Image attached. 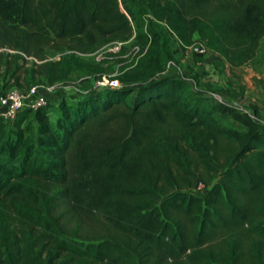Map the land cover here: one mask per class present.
<instances>
[{
  "label": "trees",
  "instance_id": "1",
  "mask_svg": "<svg viewBox=\"0 0 264 264\" xmlns=\"http://www.w3.org/2000/svg\"><path fill=\"white\" fill-rule=\"evenodd\" d=\"M135 6L230 68L264 37V0H0V94L112 62L120 83L0 116V264H264V132L166 73Z\"/></svg>",
  "mask_w": 264,
  "mask_h": 264
},
{
  "label": "rangeland",
  "instance_id": "2",
  "mask_svg": "<svg viewBox=\"0 0 264 264\" xmlns=\"http://www.w3.org/2000/svg\"><path fill=\"white\" fill-rule=\"evenodd\" d=\"M134 11L136 12L138 16V21L142 26L151 24L152 27H154L162 34L164 40L163 51L164 54L166 55V60L171 61V64L166 69V73L176 77L183 78L186 81H188L189 91L196 98L200 97L202 101L213 104L214 102L211 100V98L207 99L204 96V94L206 91H215L216 93L222 95L225 99L243 102L242 99L232 97L230 94H228L229 93L228 90L237 91V88L234 87L237 85L238 82L241 81H243L246 84V86H248L249 80L252 82L251 85L252 87L248 86L249 91L251 90L250 87L252 88V91L256 89L258 91L257 93H260V91L264 90V76L263 77L260 76L262 74H260L261 72L258 69H256L257 67L254 66V60H252L246 66L241 67V70L240 69L232 70L227 66V64H222V63H221L222 65L218 64V61L214 59L215 58L214 53L209 51L203 57L210 59L211 64L206 63L205 61L206 58L205 59L203 58L200 63H196L194 51L192 50V48L189 47L184 52L178 51L176 41L169 35L164 24L152 21L147 15L144 14L143 10L138 9L137 6L134 7ZM103 50H101L97 55H94V58L97 59L102 57ZM54 57L56 58V56ZM257 57H258L257 63H264L263 41H261L260 43L257 52ZM191 60H193V62ZM115 63L116 62H112L113 67L108 70V72L111 75L115 73V69L118 66ZM214 63L215 65H213ZM254 72L255 74L260 76V77L258 76L259 78L257 77L258 81L256 80L254 81ZM246 75H248V77H246ZM87 76L89 77L90 82L87 80L85 82ZM235 77H239V81ZM94 80L95 77H93L91 74L81 73V74H77L76 76L72 75L70 79H68L65 82H57L56 85L71 86V87H75L76 89H80L81 91L82 90L91 91L94 88V84H93ZM78 82H82V84L79 85ZM230 82L233 83V85H231ZM255 85H257V87L260 88H256ZM21 91L24 93L26 92V90H21ZM75 93H79V91ZM82 93L83 92H80V94ZM251 99L252 102H246V103L243 102L244 106H246L247 108L253 111H254V106H256L257 107L256 111L259 112V107L254 103L253 98ZM215 114L224 125L232 126L235 128L241 127V125L235 122L228 115H223L220 113H215Z\"/></svg>",
  "mask_w": 264,
  "mask_h": 264
},
{
  "label": "built area",
  "instance_id": "3",
  "mask_svg": "<svg viewBox=\"0 0 264 264\" xmlns=\"http://www.w3.org/2000/svg\"><path fill=\"white\" fill-rule=\"evenodd\" d=\"M124 43L121 41H114L104 48L103 53H117L120 51ZM191 48L195 53L203 56L210 51L199 41L192 44ZM170 64L171 61L166 62V69ZM56 84L57 83L51 85L32 84L25 93L16 87L8 89L5 93L0 94V116L5 121H10L14 118L15 113L22 107L29 106L36 108L39 105H50L48 95L58 89L71 90L74 92L80 91V89H76L75 87L62 86L59 84V86H57ZM105 86L120 87V83L116 78H113L111 74H103L94 81V90ZM204 96L246 113L259 124L260 131L264 132V119H261L256 112L244 106L243 102L225 99L215 91H206ZM199 188H201V185H199Z\"/></svg>",
  "mask_w": 264,
  "mask_h": 264
},
{
  "label": "crops",
  "instance_id": "4",
  "mask_svg": "<svg viewBox=\"0 0 264 264\" xmlns=\"http://www.w3.org/2000/svg\"><path fill=\"white\" fill-rule=\"evenodd\" d=\"M264 38V37H263ZM262 38V41L264 42V39ZM260 46V45H259ZM258 49H259V47H258ZM257 52H258V50H257ZM212 53H214V56H215V60H217L218 61V64H220V65H222V64H227L225 61H224V59L219 55V54H217V53H215V52H212ZM206 57H204V59H205ZM257 59H258V57H257V53H256V56L254 57V66L255 67H257L256 69H258L261 73L260 74H262V75H260L261 77H263L264 76V63H257ZM192 62H193V60H191ZM206 63H208V64H211L210 62V59H207L206 58ZM191 62V63H192ZM251 61H249V62H247V63H245V64H243V65H241V66H239V67H233V68H230L229 66H228V64H227V66L230 68V69H232V70H234V69H240L241 70V67H243V66H246L248 63H250ZM222 63V64H221ZM257 64V65H256ZM213 65H215V63L213 64ZM259 75H257V74H255V72H254V81L256 80V81H258V78L260 77H258ZM246 77H248V75H246ZM258 77V78H257ZM257 78V79H256ZM86 80L87 81H89L90 82V79H89V77L87 76L86 77V79H85V82H86ZM242 82V84H244V86H245V88H244V93H243V96L241 97V98H239V99H242L243 100V102L244 103H246V102H252V99L251 98H253V100H254V103L259 107V112L258 111H256V106H254V109H255V111H256V114L261 118V119H264V90L263 91H260V93H257L258 91L255 89L254 91H252V82L249 80L248 82H249V85L248 86H251L250 87V91H249V87L248 86H246V84L243 82V81H241ZM78 84L80 85V84H82V82H78ZM255 84V83H254ZM256 86V88H260V87H257V85H255ZM254 86V87H255ZM83 91V90H82ZM81 90L79 91V93H75L74 91H71V90H63V89H58V90H55L54 92H52L51 94H49L48 95V101H49V103L52 105V106H54V107H57V105H58V103L61 101V100H66V101H70V102H75V101H77L80 97H82L83 96V93L85 92V91H83V93L82 94H80V92H82Z\"/></svg>",
  "mask_w": 264,
  "mask_h": 264
}]
</instances>
